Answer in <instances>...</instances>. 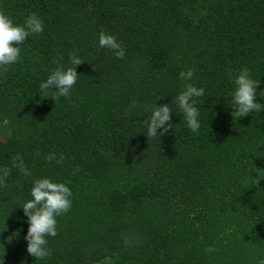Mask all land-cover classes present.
Segmentation results:
<instances>
[{
	"label": "trees",
	"instance_id": "16d2710c",
	"mask_svg": "<svg viewBox=\"0 0 264 264\" xmlns=\"http://www.w3.org/2000/svg\"><path fill=\"white\" fill-rule=\"evenodd\" d=\"M0 12L16 23L35 12L44 22L0 72V168H9L0 181V264L264 257V111L236 118L228 104L230 74L243 67L264 103V0H0ZM101 30L122 44V58L98 45ZM73 52L83 62L69 95L44 97L39 83L54 61L72 66ZM186 83L205 90L198 132L173 103L172 128L147 137L149 108ZM17 154L27 173L19 160L12 166ZM40 177L72 191L43 260L26 251L20 207Z\"/></svg>",
	"mask_w": 264,
	"mask_h": 264
},
{
	"label": "clouds",
	"instance_id": "9594fccd",
	"mask_svg": "<svg viewBox=\"0 0 264 264\" xmlns=\"http://www.w3.org/2000/svg\"><path fill=\"white\" fill-rule=\"evenodd\" d=\"M43 30L44 22L35 12L28 14L23 23H16L10 16L0 12V72L7 71L9 66L15 65L20 60V45L26 38L30 35H38ZM98 45L112 50L113 55L117 58H122L125 54L124 47L115 35L103 30L98 34ZM82 62L74 52L69 55V64L72 66L65 67L58 61H54L56 66L38 85L40 93L44 94V97H48L46 94L51 91L53 92L51 97L54 99L56 96L67 97L78 78L76 66ZM193 75L191 68L180 72L181 79L185 81H190ZM230 79L233 87L230 92L231 102L227 103L233 109L232 117L239 118L253 111H264V103L258 99L262 95L258 91L260 83L251 76L247 67L241 68L234 75L230 74ZM204 92L203 87L186 83L170 103L155 102L149 108L148 118L144 121L145 135L159 137L172 128V115L175 114L171 107L173 103L179 109L186 127L192 133H197L201 124L200 111L197 107L198 98L202 97ZM45 158L49 161L55 159L56 163H60L54 154H48ZM18 160L21 170L27 173L19 154L13 157L12 166H17ZM8 174V167L0 168V181ZM71 196V188L63 181H54L48 177L32 180L31 198L20 205L28 225L24 240L26 241V251L30 256L39 260L50 256L51 250L47 247V237H54L57 234V217L70 210ZM212 250V248L208 249L210 252ZM256 264H264V257L259 258Z\"/></svg>",
	"mask_w": 264,
	"mask_h": 264
}]
</instances>
